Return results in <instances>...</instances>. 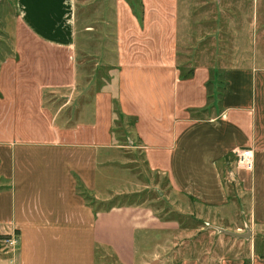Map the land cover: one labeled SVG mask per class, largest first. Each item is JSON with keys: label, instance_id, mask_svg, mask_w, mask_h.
Instances as JSON below:
<instances>
[{"label": "crops", "instance_id": "crops-1", "mask_svg": "<svg viewBox=\"0 0 264 264\" xmlns=\"http://www.w3.org/2000/svg\"><path fill=\"white\" fill-rule=\"evenodd\" d=\"M12 4L14 48L0 60V237L17 245L0 264H103V252L114 264H215L213 241L205 254L160 258L172 248L161 237L186 228L145 202L106 203L144 186L125 149L165 177L180 214L207 225L195 231L221 218L250 242L247 261L223 264H264L254 251L264 233V60L250 4L233 49V4ZM242 147L249 170L234 164Z\"/></svg>", "mask_w": 264, "mask_h": 264}, {"label": "rangeland", "instance_id": "rangeland-1", "mask_svg": "<svg viewBox=\"0 0 264 264\" xmlns=\"http://www.w3.org/2000/svg\"><path fill=\"white\" fill-rule=\"evenodd\" d=\"M172 1L173 0H171V2ZM178 1L179 4H233V7H231V9L226 13V17L230 16L232 18L230 26L232 49L234 37L238 39L241 36L240 34L245 32L249 13L248 4H250L249 17L251 18L252 16L253 19L255 17L257 18L258 23L256 25V31L258 32V35L260 34L261 51L264 60V0H208L207 2L206 0ZM126 2L127 4H141V0H126ZM75 7L77 17L80 7L78 4H76ZM13 22L14 9L12 0H0V60L9 57L14 48L13 35H10L15 27ZM12 73H14V70ZM2 81L3 79L1 78V82ZM123 154L125 160L129 162L127 165L134 168L138 182H140V184H144V186L141 185L139 187L141 190L138 193L129 195L126 198H118L117 196H114L106 203L145 202L146 205L150 206L154 212L159 214L161 217L175 218L179 226L186 228L182 233L161 237L160 243H164L167 246L169 243L172 248H162V251H160V255L162 254V256L160 258H163L168 253H170V255H175L174 251H176L177 255L182 254L183 256L188 255L192 250L205 254L207 241H213L214 243L212 244V249L214 251L215 264H223L224 257L241 256L244 261L248 260L252 251L250 242L248 240L241 242L239 237L234 234H230V229L225 227L230 223H227L223 221V219L219 218L216 220L215 224L209 225L203 230L195 231L198 225L203 227H206L207 225L202 223L201 219H196L190 215H182L178 212V210L174 207L176 204L174 202V196L170 193L166 186L165 177L157 173L149 172L146 169L142 161V155L138 150L125 149ZM112 171L114 172L115 170ZM223 177L225 180V174H223ZM106 203L104 202L103 204ZM232 222H234L233 218ZM192 229L194 230L192 231ZM158 238L160 237H154L155 240H158ZM260 239H262L260 247H255L254 251L264 253V233L261 234ZM256 240L259 241L257 238ZM176 242H182V244L178 246L179 244L177 245ZM195 244L199 245V247L195 248ZM151 250V248L147 247L144 252ZM12 251H10V253H12ZM5 253H9V250L0 242V254ZM208 253L210 254V248ZM101 260L103 264H114L111 255H108L106 252L102 253ZM143 260L145 262H149L150 257L144 258ZM173 261V263L168 264H176L175 262L177 260L175 259Z\"/></svg>", "mask_w": 264, "mask_h": 264}, {"label": "built area", "instance_id": "built-area-1", "mask_svg": "<svg viewBox=\"0 0 264 264\" xmlns=\"http://www.w3.org/2000/svg\"><path fill=\"white\" fill-rule=\"evenodd\" d=\"M234 164L236 167L243 168L246 170L252 167V151L248 147L238 148L234 151ZM0 242L8 250L12 251L17 245V238L15 235H6L0 239Z\"/></svg>", "mask_w": 264, "mask_h": 264}, {"label": "water", "instance_id": "water-1", "mask_svg": "<svg viewBox=\"0 0 264 264\" xmlns=\"http://www.w3.org/2000/svg\"><path fill=\"white\" fill-rule=\"evenodd\" d=\"M230 234H234L236 236H239V234H236V233H233V232H230ZM150 264H152V263H150Z\"/></svg>", "mask_w": 264, "mask_h": 264}, {"label": "trees", "instance_id": "trees-1", "mask_svg": "<svg viewBox=\"0 0 264 264\" xmlns=\"http://www.w3.org/2000/svg\"><path fill=\"white\" fill-rule=\"evenodd\" d=\"M136 16H139V15H136ZM4 236H6V235H2L0 238H3Z\"/></svg>", "mask_w": 264, "mask_h": 264}]
</instances>
